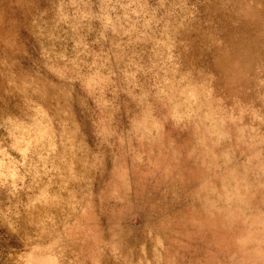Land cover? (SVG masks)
Returning <instances> with one entry per match:
<instances>
[{"label": "rangeland", "instance_id": "obj_1", "mask_svg": "<svg viewBox=\"0 0 264 264\" xmlns=\"http://www.w3.org/2000/svg\"><path fill=\"white\" fill-rule=\"evenodd\" d=\"M0 264H264V0H0Z\"/></svg>", "mask_w": 264, "mask_h": 264}]
</instances>
